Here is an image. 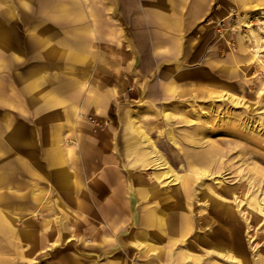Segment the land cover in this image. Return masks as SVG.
Instances as JSON below:
<instances>
[{
  "label": "crops",
  "instance_id": "obj_1",
  "mask_svg": "<svg viewBox=\"0 0 264 264\" xmlns=\"http://www.w3.org/2000/svg\"><path fill=\"white\" fill-rule=\"evenodd\" d=\"M206 1L0 0L2 235H11L7 216L12 227L18 221L23 241L27 231L52 238L61 231L66 243L72 208L88 213V197L103 199L105 186L119 220L138 225L152 202L154 171L151 161L129 157L122 178L114 129L126 105L153 117L184 82H201L192 57ZM236 62L228 52L210 64L229 73ZM87 115L109 123L96 126ZM41 209L52 217H38Z\"/></svg>",
  "mask_w": 264,
  "mask_h": 264
},
{
  "label": "rangeland",
  "instance_id": "obj_2",
  "mask_svg": "<svg viewBox=\"0 0 264 264\" xmlns=\"http://www.w3.org/2000/svg\"><path fill=\"white\" fill-rule=\"evenodd\" d=\"M237 1L246 7H238L236 0L206 1L207 13L197 22V58L192 57L193 63L197 62V68H201L198 70L201 75L197 78L201 82H184V94L178 93V97L170 96L167 98L171 100L158 103L161 111L157 108L158 112H154L153 117H143L139 109L127 110L129 106L126 105L118 120L119 129H114L113 152L117 151L124 158L121 156V161L115 162L123 178L124 160L129 157L136 160L143 152V147L136 149L134 143L140 138L146 143L147 138L175 173L181 176L174 180L166 175L156 178L160 170L155 161H151L147 167L154 171L151 180L152 183L156 182L155 194L149 198L152 201L149 205L166 216V221L178 211L173 206L176 192L180 190L183 194V210L189 214L191 222L184 240L178 241L180 244L175 246L179 254L197 257L202 253L199 248L205 246L203 239H216L219 236L224 241L226 239L221 235L222 230L226 229L225 226L230 229L232 226V231L237 227L244 229L249 264H264V203L257 204L254 200L257 196L264 202V0ZM231 7L238 13L229 15ZM228 52L236 57V64H231L236 67L234 72L223 73L217 67H211L210 61L227 58ZM85 118L99 127L109 123L98 121L91 115ZM121 134L127 150H122L118 145L120 138L122 140ZM149 158L154 159V156L150 155ZM202 166L206 167V171L202 170ZM183 180L187 187L182 189ZM218 180L232 187L234 192L230 193L220 186ZM91 185L89 183V189ZM207 187L227 198L231 196L229 199L235 204L238 223L224 218L220 210L215 209L211 199L204 193L203 189ZM149 192L152 193L150 188ZM106 197L108 188L105 186L103 199L88 197V213L78 215L77 210L72 208V239L66 243L61 240V231L50 232L55 235L54 238L42 236V231H38L36 236L35 230L31 231L32 235L27 231L25 239L29 238L30 241H23L18 221L13 222L12 227L5 216V227L12 229L11 235H2L0 230L3 240L0 242V263L177 264L157 258L151 252L143 256L141 250L146 246L143 241L145 234L159 243L162 240L157 238L151 227L143 228L135 222L129 225L122 223ZM47 211L43 209L40 213L43 215L38 217H51L52 214ZM32 213L30 217L34 218L35 213ZM134 232L136 236L133 237ZM104 236L107 241L102 239ZM35 240L38 245H33ZM132 240L140 245L132 247ZM14 244L16 251H12ZM216 254L192 264H239ZM186 260L189 258L186 257Z\"/></svg>",
  "mask_w": 264,
  "mask_h": 264
},
{
  "label": "bare ground",
  "instance_id": "obj_3",
  "mask_svg": "<svg viewBox=\"0 0 264 264\" xmlns=\"http://www.w3.org/2000/svg\"><path fill=\"white\" fill-rule=\"evenodd\" d=\"M239 2L237 0L235 2L238 7H241V8L246 7L245 4H243L241 2L239 3ZM233 12L238 13L234 8H232L231 11H230V13H229V15H232ZM127 118H129V117H127ZM131 124H133V123L131 122ZM133 125H135V124H133ZM137 127L138 126H136V128ZM136 130H138V129H135V131ZM137 133H140V132H137ZM143 138H145V136ZM140 139H137L136 142L134 143L135 144V147L137 145H140L141 147H143L142 148V151L143 152H141L137 156V159L138 160L141 159V161L142 162H145V163H148L149 161H155V165L160 170L159 172L156 173V178H159L161 175H166L168 178L171 177L170 180L179 179L181 177V176H179L178 174L175 173V170L168 164L167 160L153 146V143L150 140H148L146 138V140L148 142L143 143V141L140 140ZM149 141H150V143H149ZM173 141L175 142V140H173ZM206 150H207V148H206ZM208 153H209V151H208ZM150 155L154 156V159H150L149 158ZM201 168H202V170H205L206 171V167L202 166ZM203 175H205V174H203ZM181 181H180V183H181ZM218 181H220V180H218ZM219 184H220V186H224L228 191H230V193H233L234 192V190H233L232 187H227L226 185L223 184V182L220 181ZM155 185H156V182H153L152 186L149 187L150 190L152 191V193H154V194H155V191H154ZM183 185H184V180H183ZM201 185H203V184H201ZM217 185H218V183H217ZM186 187H187V185H184L181 188L183 189V188H186ZM162 188H164V187H162ZM203 190H205L204 193L211 199L212 203L215 206V209L218 208L224 218L230 219V221L231 220L232 221L233 220H236V222L238 223V221H237V218H238L237 216L238 215H237V212L235 211L236 210L235 209V204L232 203L230 201V199H229L231 196L229 198H227V196L225 197V196H223V194L222 195L221 194H217L210 187H207V188H205ZM167 192L168 191H166V193ZM244 193H246V192L244 191ZM176 194L177 195H176V197L174 199L175 204H173V206H175V208L177 207L178 208V211H177V213H174L173 215H171L169 217L168 221H166L165 218H164L166 216H162L160 213H158L155 210V207H153V206L147 207L144 210L143 214L141 215L138 225L139 226H142L143 228L144 227H148V228L151 227L153 229L152 231H154V234L157 236V238L159 240H162L161 241L162 243H159L155 239L150 238V237H147V234H145V237L143 238V241H144V243H145L146 246H145L144 249L141 250L143 256L144 255H147L148 253L151 252L155 257L160 258V259H164V260H170L171 263L173 261H175L177 264H186L188 262H189V264H192V263L202 262L203 259H205V258H211L212 256H214V253L215 254L217 253L216 255H218V256L221 255L222 257H226L228 259H232L233 261H237L239 264H249V262H248V256H247L246 251H245V246L246 245L244 243V235H243V230L244 229L242 230V228H240V227H239L240 229L237 227L236 229H233V231H232V226H231V229L230 228H227L225 226L226 229L225 230H222L223 232L221 234V235L225 236V239L226 240H224V241H222L221 239H219V236H217L216 239H213V238H210V239L205 238V239H203L202 241H204L205 246H204V248H202L203 246L201 248H199V250L202 253L200 255H198L197 257H194V256L191 257L188 254H185L186 256L183 255V254H179V249H175V246L177 244H180L179 242H181V241L184 240V237L186 236V230L189 229L188 227H189V224L191 222V218H190L189 214H187V212L183 210L182 203L184 204V199H183L184 197H183L182 192L180 190H178L176 192ZM236 195H237V193H236ZM190 196H192V195H190ZM253 196H255V195H253ZM262 197H264V196H262ZM248 199H249V197H248ZM248 199H246V200H248ZM254 200L256 201L257 204L264 203L260 199H258L257 196L254 198ZM249 203H250V201H249ZM184 206H186V205H184ZM201 207H203V206H201ZM262 207H264V205H262ZM262 209H264V208H262ZM197 211H199V210H197ZM214 212H215V210H214ZM216 212H218V211H216ZM254 213H256V212H254ZM262 213H264V212H262ZM254 218H255V215H254ZM257 220H259V219H257ZM168 224H169V226H168ZM135 233L136 232L132 233V236L133 237H134ZM28 235H29V233H28ZM102 239L104 241H107L108 240L107 238H105V236L102 237ZM130 245L135 248V247H138V245H140V243H138L135 240H132L131 243H130ZM180 252H182V251L180 250ZM186 257L189 258L188 261L186 260ZM208 263H209V261H208ZM209 264H218V263L212 262V263H209Z\"/></svg>",
  "mask_w": 264,
  "mask_h": 264
}]
</instances>
